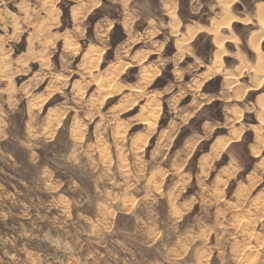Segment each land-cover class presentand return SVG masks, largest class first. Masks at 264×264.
I'll use <instances>...</instances> for the list:
<instances>
[{"label": "rangeland", "instance_id": "374dc122", "mask_svg": "<svg viewBox=\"0 0 264 264\" xmlns=\"http://www.w3.org/2000/svg\"><path fill=\"white\" fill-rule=\"evenodd\" d=\"M256 1L0 0V264H264V138L258 157L247 130L202 161L213 141L204 122H225L220 101L202 104L198 75L212 61V39L188 32L178 45L195 37L194 57L166 58L180 19L209 23L223 8L213 20L222 72L234 36L220 35L221 20L233 17L229 27L235 14L253 16ZM253 20L232 29L261 27ZM168 24L178 33L149 31ZM86 43L99 58L78 50Z\"/></svg>", "mask_w": 264, "mask_h": 264}, {"label": "crops", "instance_id": "0c3cea01", "mask_svg": "<svg viewBox=\"0 0 264 264\" xmlns=\"http://www.w3.org/2000/svg\"><path fill=\"white\" fill-rule=\"evenodd\" d=\"M97 0H89V2H93V4L96 2ZM124 1V0H122ZM145 1V0H143ZM261 1V0H258ZM256 1L253 7V16L248 15V13H242L241 15H237L235 14V16L237 17L238 20H235L234 22L231 23V25L229 27H226V25H228L234 18L230 17L226 20H221V24L223 28L220 29V35H224V36H229L230 38H232L234 36V39H225L224 42V46H225V50L228 52H230L229 54H224L228 55L229 58H226V61H229V64H227L225 62V58H224V66H223V71L222 72H216L213 73L212 75H210L209 77H206V74L209 72V67L213 66V59H214V55L218 50V45L215 42V39L217 40V30L218 28L216 27V24L213 23V20L216 19L217 17H219L221 15V12L223 11V8H221V11L217 14V16H212V19H210L209 23H199L196 21H192V22H185L182 21L180 18V26H182V30L183 32H181V35L179 37H176L174 40V45H175V49L176 52L173 53L172 55H166L168 57L166 58H170L173 59L175 57H185L187 54H189V56L194 57V53L189 51L188 48L189 44H191L194 41V38L196 36H199L202 33H206L207 36H210L212 39V43L214 45V51H213V57H212V61L209 65H205V68L202 69L201 73L198 75L201 83H200V89L202 87H204L205 85L207 86L208 84H211L213 81H215L216 78L220 77L221 81H220V88L217 90L215 88L211 89L208 88L209 86H205V88H203L202 91V96L203 99H205V101L202 102V104H210L211 102L214 101H220L221 102V106L223 107V111H224V115H225V122L222 123L220 121H205L203 124V130L209 132V137H213V141L211 144V149L209 152L205 153L202 156V161L207 160V159H211V162H214V160L220 157V153L219 155L216 157V155H210V153L212 152L211 150L215 149L216 147H218L219 142H216L215 139L217 137H224L226 139L227 145L230 143H236L238 141H240L243 137V134L245 131L247 130H251L254 132L253 136H254V142H251L249 144V149H250V153L252 156L258 157L260 155V151H262L263 146L259 149V153H255V149L258 146V141L262 140L264 138V128H262L261 130H259V126H261V115L263 113L262 110V106L260 105V100L264 98V91H261V89L264 87V75H258L256 73V70H254L253 68L251 69H247L244 66L248 63L252 64V65H259V57L260 55L257 53V51L255 49L252 48L251 44V39L253 36V33L261 31V27L259 28H251L249 29L245 34H240V30L239 28H236V32L232 29V24L233 23H237V26H242V25H247L250 23H254L253 21V17L255 18V23L258 24L257 22V11L255 6L256 3L258 2ZM236 2V1H235ZM234 2V3H235ZM233 3V5H234ZM93 4L90 5V9H92V7L94 6ZM212 6L214 7H222L223 5L221 4V0H212ZM78 5H74L71 9L72 13H76L79 9H78ZM124 4H123V6ZM175 8V14L177 13V8ZM170 13V12H169ZM165 14L168 15L167 12H165ZM132 16L136 15V14H130ZM130 15H126V17H124V21H127L129 19ZM139 15V14H138ZM226 16H229V13H226ZM140 17V16H139ZM249 19V23L247 22H241L242 19L244 18H248ZM137 16H134V18H130L131 20L136 19ZM210 18V17H208ZM139 19V18H137ZM230 20V21H229ZM173 21L170 22L173 24ZM238 21V22H237ZM168 27V28H167ZM156 29L157 31H159V33H163V32H171L173 34H177L178 32H175L173 30V26L171 24H168V26H157V27H150L149 31H151L152 29ZM203 28V29H202ZM181 29V28H180ZM190 29V31H189ZM195 29H198L196 32H194ZM211 32H210V30ZM194 32V38L188 42V44L180 47L178 45V41L180 39H182L184 36H187L188 32ZM224 31H226L227 33H224ZM218 33V32H217ZM240 34V35H239ZM139 38V37H138ZM237 39V40H236ZM129 40L128 37V33H127V37L125 40H123L122 42H125ZM138 41H140L138 39ZM224 41V40H223ZM264 41V40H263ZM263 41L261 43V52L263 50L262 44ZM261 42V41H260ZM98 43V42H97ZM90 43H86V46L89 45ZM99 44V43H98ZM121 44V43H120ZM243 44L247 47V49L244 51L243 50ZM85 46V47H86ZM226 46L228 48V50L226 49ZM164 48V45L161 49ZM181 50V51H180ZM183 51V53H182ZM151 53H159L158 50H151ZM150 52L148 54V56L150 55ZM177 54H179L177 56ZM223 54V53H222ZM249 54H253V57L251 58ZM200 60H197L196 58V62L198 64H200V66H204L202 58L199 57ZM234 62H230L232 59H234ZM223 65V63H222ZM242 66L241 68V73L238 71V69H236V67ZM222 68V66H221ZM227 68H233L236 69L235 72L233 73L234 75H227L225 73V70ZM221 70V69H220ZM219 73V74H218ZM207 83V84H206ZM256 91L257 94L255 95L254 99H248V96L250 95V93ZM251 114L254 115L255 119H256V123H250L249 121H247L248 117L250 118ZM241 117V123L240 124H236L234 121H229L228 119H235L237 117ZM227 127L228 128V132L226 134H217V135H212L213 131L218 128V127ZM238 133V134H236ZM220 135V136H219ZM197 134H192L190 136V138H193L195 140H197ZM205 136L202 137V139H204ZM235 162L233 161H229L228 163V167H230L232 164H234Z\"/></svg>", "mask_w": 264, "mask_h": 264}, {"label": "bare ground", "instance_id": "6f19581e", "mask_svg": "<svg viewBox=\"0 0 264 264\" xmlns=\"http://www.w3.org/2000/svg\"><path fill=\"white\" fill-rule=\"evenodd\" d=\"M257 8H258V22H259V24H260V26H261V31H258V32H256V33H254L253 35V39H251V43H252V45L254 46V48H255V50L257 51V53L260 55V58H262V52H261V50H260V41L262 40V38H264V2H262V3H259L258 4V6H257ZM169 12L172 14V15H174L175 16V8H170L169 9ZM250 19L249 18H244V19H242V21L241 22H248ZM46 22V21H45ZM198 29H195L194 30V32H196ZM194 32L193 31H191L190 32V37L191 36H194ZM78 48V50L79 51H81V52H86L87 54H90V55H92V56H97L96 55V51H97V45L95 44V43H90L89 45H87L86 47H83L82 45H79V47H77ZM99 48V47H98ZM218 48L220 49L221 48V46L220 45H218ZM99 51V50H98ZM224 52V50L222 51H219V53H217V55L215 56V58H214V65L212 66V69H211V71L209 70V74H211V72H214V71H216V72H219L220 71V69H221V66H222V53ZM86 54V55H87ZM98 57V56H97ZM92 58V57H91ZM99 58V57H98ZM0 59H2V58H0ZM7 59V58H6ZM42 60H43V58H42ZM96 60V59H95ZM260 60H262V59H260ZM47 61V60H46ZM90 61V60H89ZM92 61V60H91ZM3 62L4 61H1L0 63L1 64H3ZM96 62H98V60L96 61ZM95 62V63H96ZM42 63V62H41ZM89 64V63H88ZM94 65V64H93ZM92 65V66H93ZM89 66V65H88ZM91 66V65H90ZM245 68H247V69H251V68H253L254 70H256V72L257 73H260V75H264V69H261V68H258V67H260V64L259 65H252V64H250V63H248V64H246L245 66H244ZM47 68H49V67H47ZM127 68V66L124 68V70ZM239 67H236V69H238ZM41 69H42V67H41ZM236 69H233V68H227L226 70H225V73L227 74V75H230V74H233L234 72H235V70ZM117 77V76H116ZM137 84V83H136ZM131 85H133V84H131ZM138 86V85H137ZM83 89H84V87L83 86H81ZM78 89V88H77ZM76 89V90H77ZM109 93H111V92H109ZM57 108V107H56ZM93 108V107H92ZM148 118H150V117H148ZM155 117H153V119H154ZM153 119L152 118H150L149 119V122L150 123H152L153 122ZM241 121V117L239 116V117H237L236 118V122L237 123H239ZM151 129V128H150ZM115 130H119V128L118 127H116V129ZM153 131V130H152ZM147 134V133H146ZM153 133L151 132L149 135H147L145 138L146 139H148V138H150L151 137V135H152ZM115 139V138H114ZM117 139V138H116ZM225 140V138L224 137H217L216 139H215V141L216 142H223ZM119 141V140H118ZM145 141H147V140H145ZM144 141V142H145ZM117 142V141H116ZM139 142L141 143L142 142V139H140L139 138ZM139 146V145H138ZM142 146V145H141ZM142 148V147H141ZM136 149V148H135ZM138 151V150H137ZM136 151V152H137ZM141 150H139V152H140ZM158 151V150H157ZM157 151L156 150H154V151H152V153H151V155H149L150 156V158H155V157H157V154H159V153H157ZM138 153V152H137ZM143 154V153H142ZM138 155V154H137Z\"/></svg>", "mask_w": 264, "mask_h": 264}, {"label": "trees", "instance_id": "16d2710c", "mask_svg": "<svg viewBox=\"0 0 264 264\" xmlns=\"http://www.w3.org/2000/svg\"><path fill=\"white\" fill-rule=\"evenodd\" d=\"M118 28H120V26L117 24L116 26H115V29L117 30ZM125 37L126 36H114V43H116V42H120V41H122V40H124L125 39ZM210 46H212V44H208V47H210ZM211 48V47H210ZM172 51H174V49L173 50H169V46L167 47V49H166V54H168V55H170L171 53H173ZM111 53V50H110V52H109V54ZM220 80H221V78L220 77H218V78H216L215 79V81H217V86L215 87V89H219L220 88ZM158 81H161L162 82V80L160 79V80H158ZM164 84H166V82H163L161 85H164ZM207 88V87H206ZM257 93H252V97H254L255 95H256ZM218 102H216L215 104H217Z\"/></svg>", "mask_w": 264, "mask_h": 264}]
</instances>
